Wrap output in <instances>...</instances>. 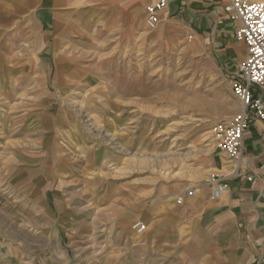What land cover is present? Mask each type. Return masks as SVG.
Masks as SVG:
<instances>
[{"label": "crops", "instance_id": "0c3cea01", "mask_svg": "<svg viewBox=\"0 0 264 264\" xmlns=\"http://www.w3.org/2000/svg\"><path fill=\"white\" fill-rule=\"evenodd\" d=\"M229 1L168 0L155 35L168 42L188 37L191 47L208 49L231 81L248 52L236 37L241 23L226 11ZM145 6L146 0H0V30L34 27L41 33L48 26L119 22L120 39L133 35L147 44ZM92 30L95 34L96 26ZM6 62L0 90L10 97L4 89L19 64ZM49 63L33 58L26 74L47 78ZM113 85L96 101L104 109L98 117L109 132L130 139L123 132L120 101L110 93ZM45 119L57 124L45 129L50 135L40 138L39 147L16 143L0 157V264H264V121L248 127L240 161L218 148L213 129L218 121L213 123L214 145L199 168L159 177L163 192L145 206L140 201L130 207L125 181L86 176L95 148L78 129L69 131L72 141L62 131L78 127L76 119L64 112ZM71 149L87 155L73 157ZM211 174L228 184L218 199L208 182ZM189 189L193 196L186 195ZM179 195H185L181 204ZM139 222L146 226L143 232L134 228Z\"/></svg>", "mask_w": 264, "mask_h": 264}, {"label": "rangeland", "instance_id": "374dc122", "mask_svg": "<svg viewBox=\"0 0 264 264\" xmlns=\"http://www.w3.org/2000/svg\"><path fill=\"white\" fill-rule=\"evenodd\" d=\"M33 28L0 30V68L3 59L19 64L4 89L14 96L4 97L0 90V157L16 143L39 147L40 138L50 135L45 129L57 124L44 121V115L70 114L79 126L61 128L63 133L72 141L69 131L78 129L95 148L86 176L125 181L130 207L140 201L145 206L164 190L159 177L199 168L198 161L214 145L212 124L241 109L217 57L204 47H191L188 37L168 42L157 38V28L147 27V44L133 35L120 39L119 22L48 26L41 33ZM33 58L42 66L50 62L47 78L26 74ZM64 72L69 76L63 78ZM110 84L115 86L110 93L120 101L124 135L131 133L130 139L109 132L98 117L104 109L96 101ZM61 142L69 148L66 140ZM71 154L87 155L73 149ZM139 191L142 197L136 198Z\"/></svg>", "mask_w": 264, "mask_h": 264}, {"label": "built area", "instance_id": "2783aa9c", "mask_svg": "<svg viewBox=\"0 0 264 264\" xmlns=\"http://www.w3.org/2000/svg\"><path fill=\"white\" fill-rule=\"evenodd\" d=\"M168 5V0H146V25L154 30L160 23V14ZM232 19L241 23L236 37L247 47V56L239 65V73L234 76L231 90L240 101L241 110L231 119L220 120L214 126V135L218 148L229 160L240 161L244 154V135L255 120L264 121V0H230L225 6ZM251 177L250 179H253ZM208 182L213 186V196L218 199L228 190V184L222 177L211 174ZM189 189L187 196H193ZM185 195H179L178 203H183ZM145 224L134 225L143 232Z\"/></svg>", "mask_w": 264, "mask_h": 264}]
</instances>
